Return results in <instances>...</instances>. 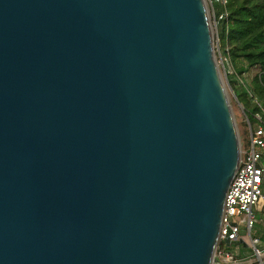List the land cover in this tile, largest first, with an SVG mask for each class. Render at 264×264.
Listing matches in <instances>:
<instances>
[{
    "label": "water",
    "instance_id": "water-1",
    "mask_svg": "<svg viewBox=\"0 0 264 264\" xmlns=\"http://www.w3.org/2000/svg\"><path fill=\"white\" fill-rule=\"evenodd\" d=\"M241 147L205 0H0V264H216Z\"/></svg>",
    "mask_w": 264,
    "mask_h": 264
},
{
    "label": "built area",
    "instance_id": "built-area-1",
    "mask_svg": "<svg viewBox=\"0 0 264 264\" xmlns=\"http://www.w3.org/2000/svg\"><path fill=\"white\" fill-rule=\"evenodd\" d=\"M220 17L224 18V16ZM240 84L246 89L252 103L258 106L259 112L252 114L256 123L255 127L252 126L247 114L244 113L249 141L246 146L242 144L240 163L225 196L218 244L214 255L216 264L251 263L246 260H238L235 254L222 247L226 240L244 242L241 237L242 229L248 233L250 245L258 257L257 259L264 258V254L257 248L260 245V240L251 235L257 222L255 211L264 202V166L262 164V160H264V109L254 97L253 92L248 90L243 82Z\"/></svg>",
    "mask_w": 264,
    "mask_h": 264
},
{
    "label": "trees",
    "instance_id": "trees-1",
    "mask_svg": "<svg viewBox=\"0 0 264 264\" xmlns=\"http://www.w3.org/2000/svg\"><path fill=\"white\" fill-rule=\"evenodd\" d=\"M214 5L218 10V38L228 46L225 60L229 61L236 75H243L253 67L259 68L260 74L253 79L251 89L264 109V0H226L225 7ZM224 15L225 18L220 17ZM237 97L242 98L239 94ZM242 100L247 116L259 110L253 103L249 110L251 103L246 96L243 95Z\"/></svg>",
    "mask_w": 264,
    "mask_h": 264
},
{
    "label": "rangeland",
    "instance_id": "rangeland-1",
    "mask_svg": "<svg viewBox=\"0 0 264 264\" xmlns=\"http://www.w3.org/2000/svg\"><path fill=\"white\" fill-rule=\"evenodd\" d=\"M207 8H208V14H209V19H210V24L212 27L213 35H214V46H215V55H216V61L220 70V74L223 80V83L225 85L228 98L230 101V105L232 108V112L234 115V119L236 122L237 130H238V135L240 138V143L241 145L244 144L246 146L249 141V132H248V126L246 123V118L244 116V113L246 111L245 108V102L243 99V95L246 96L247 100L251 103V106L249 107V110H251V107H253L251 99L248 98L246 89L240 84L241 82L244 83V85L247 87L248 90L252 92V81L253 79L260 74V70L258 67H253L246 71L243 75H236L234 73V70L229 63V61L225 60V54L228 51V46L226 42L220 41L218 38V29L219 26L216 21V16L218 13V10H216L214 7V3L218 4L220 6L225 7L226 0H205ZM226 15H224V18ZM241 81H240V80ZM237 94L241 96L240 100L237 97ZM245 98V97H244ZM256 112H259L256 111ZM249 116V121L252 124L253 127H255V121L252 117L251 114H248ZM264 187V184H263ZM255 216L257 218L263 217L264 218V213H255ZM256 229V225L254 226L252 232ZM242 238L244 242L247 244L246 247L243 246L242 243L240 244H235L231 246H226L225 244L222 246L224 249L231 251L233 254H245L246 258H249V260H253L255 262L259 261L255 254V251L253 250L252 246L250 245V240L248 233L246 230L242 229ZM257 248L264 254V252L260 249V245L257 246ZM264 256V255H263ZM247 260V261H249ZM263 260V259H262Z\"/></svg>",
    "mask_w": 264,
    "mask_h": 264
},
{
    "label": "crops",
    "instance_id": "crops-1",
    "mask_svg": "<svg viewBox=\"0 0 264 264\" xmlns=\"http://www.w3.org/2000/svg\"><path fill=\"white\" fill-rule=\"evenodd\" d=\"M263 191H264V187H263ZM255 213H264V202L262 204H260L259 208L255 211ZM256 229L252 232V237L254 238H258L260 240V249L264 252V218L261 216L259 218L256 217ZM242 233L243 231L241 230V237H242ZM243 244L244 247L247 246V244L245 242H241ZM238 260H242L246 262H251V263H247V264H260V261H253V260H249V258L245 257V254H235ZM263 259V260H262ZM249 260V261H247ZM261 261L264 262V258H260Z\"/></svg>",
    "mask_w": 264,
    "mask_h": 264
},
{
    "label": "bare ground",
    "instance_id": "bare-ground-1",
    "mask_svg": "<svg viewBox=\"0 0 264 264\" xmlns=\"http://www.w3.org/2000/svg\"><path fill=\"white\" fill-rule=\"evenodd\" d=\"M259 261H260V264H264V262H263V261H261L260 259H259Z\"/></svg>",
    "mask_w": 264,
    "mask_h": 264
}]
</instances>
